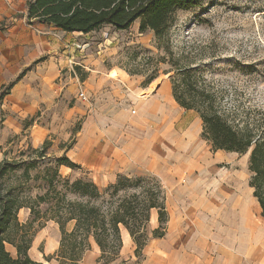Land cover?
<instances>
[{"label": "rangeland", "instance_id": "obj_1", "mask_svg": "<svg viewBox=\"0 0 264 264\" xmlns=\"http://www.w3.org/2000/svg\"><path fill=\"white\" fill-rule=\"evenodd\" d=\"M13 1V13L0 18V41L17 43L21 62L31 63L29 69L56 62L63 67L61 72L65 73L69 72L72 64L80 81L88 86L90 100H79L76 81L72 92L64 97V105L48 112L41 107L28 116L20 115L18 120L21 128L7 138L1 132V120L16 115L0 105V160L18 157L20 151L26 150L30 145L40 147L46 140L51 141L48 149L50 158L67 154L66 146L77 140L83 125L92 117L90 110H95L98 100L106 95L105 91L102 94L96 91L101 88L102 78H112L115 87L120 89L111 90L114 93L104 99L109 101L115 113L124 108L135 114L136 93H139L138 98H146L147 95L144 94L149 95L157 83L170 80L176 66L196 69L198 77L205 82L204 86L217 96L232 119L241 123L261 124L264 128V0H201L191 8L179 9L175 23L162 37H157L151 30L140 32L138 21L124 30L107 25L89 33L64 32L36 21L30 22L26 15L28 0ZM3 2L8 3L7 0ZM69 74L76 77L74 72ZM151 75H155L156 79L150 90L145 91L150 84L146 80ZM8 85L0 86V94ZM108 86L112 88V83ZM103 87H106L105 81ZM194 116H198L194 111L185 112L181 125L191 122ZM26 121L31 123L25 128ZM193 154L204 161L199 163L201 168L199 164L191 170L181 167L184 175L182 181L187 180L190 174L193 179L211 172L222 176L223 178H219L223 182L222 186L228 189L250 186V150L246 153L214 151L210 142L199 135L191 155ZM170 167L169 170L173 171L174 167ZM86 169L59 167L63 177L72 180L87 178L96 182L101 190L105 189L108 181L106 176L99 170ZM196 169L201 171L195 172ZM163 173L160 170L155 172L137 169L127 175L156 178L162 183L168 197L169 189L161 177ZM231 175H239L241 180L231 183ZM33 185L35 187L31 193L35 195L40 188L37 184ZM70 196L75 197L72 194ZM255 201H258L256 197ZM45 208L46 206H42L43 210ZM153 212L158 211H151L147 226L148 241L158 224L152 218ZM19 218L22 222L31 220L30 210L21 209ZM33 228L34 237L29 250L31 258L45 264H58L54 257L61 239L58 223L40 219L33 223ZM124 228L121 226L122 235ZM92 241L93 239L91 249L84 253L79 264H103L98 261L100 249H93ZM8 249L16 255L12 245L8 244ZM126 249L129 254H135L134 245H126ZM143 251L144 249L140 255L135 256L142 259ZM118 264H125V260Z\"/></svg>", "mask_w": 264, "mask_h": 264}, {"label": "trees", "instance_id": "obj_2", "mask_svg": "<svg viewBox=\"0 0 264 264\" xmlns=\"http://www.w3.org/2000/svg\"><path fill=\"white\" fill-rule=\"evenodd\" d=\"M201 0H28L27 18L65 32L89 33L104 26L129 29L139 22V31L151 30L162 37L176 21L179 9H188ZM22 72L17 80L21 79ZM156 79L147 78V84ZM175 100L202 120V138L212 149L246 153L250 150V186L264 217V128L261 124L232 119L217 96L198 77L196 69L176 66L170 77ZM16 82V81H15ZM15 82L0 94V103ZM3 120V119H2ZM31 122L26 121V128ZM74 144V143H73ZM73 144L67 145L69 150ZM50 140L40 147L29 146L15 158L0 160V264H45L29 255L34 237L33 223L54 220L61 231L60 245L54 257L58 264H79L93 239L100 249L98 261L110 264L123 246L121 226L130 233L138 256L146 246L151 211H158L159 226L152 236L165 235L169 218L166 192L152 176L131 177L119 174L101 190L87 178L63 177L59 167L81 166L64 154L48 156ZM40 191L32 195L35 187ZM70 194L75 195L74 198ZM42 206H46L45 210ZM30 210L31 220L22 222L19 212ZM71 227L69 228V225ZM8 244L16 250L13 255Z\"/></svg>", "mask_w": 264, "mask_h": 264}, {"label": "crops", "instance_id": "obj_3", "mask_svg": "<svg viewBox=\"0 0 264 264\" xmlns=\"http://www.w3.org/2000/svg\"><path fill=\"white\" fill-rule=\"evenodd\" d=\"M7 2L0 1V18L13 13L14 1ZM16 46L12 41H0V86L16 81L0 103L16 115L1 120L5 138L21 128L20 115L28 116L41 107L48 112L64 105V97L72 92L76 81L77 96L80 88L86 92L88 88L71 64L69 72L76 77L67 71L62 73L63 67L56 62L29 69L31 63L21 62ZM101 82L96 91L111 96L114 93L111 90L117 88L115 81L102 78ZM111 83L112 88L108 86ZM152 83L145 91L150 90ZM138 94L135 114L124 108L115 113L109 101L101 97L96 109L90 110L91 119L67 150L71 160L83 169L101 171L108 179L107 185L119 174L127 175L137 169L164 172L161 177L169 189L165 235L152 236L144 247L143 258L139 259L126 249V245H134L135 251L136 246L128 230L122 229L123 247L113 264L123 259L125 264H264V217L252 187L228 189L219 179L223 177L211 172L193 179L189 173L187 180H181L184 178L181 167L191 170L204 161L191 155L203 129L199 115L181 125L183 114L192 111L175 100L169 79L157 83L146 98H138ZM170 165L173 171L169 170ZM198 166L201 168V164ZM229 178L231 183L241 180L239 175ZM152 218L158 223L155 228L158 227V213L153 212ZM92 248L99 249L94 240Z\"/></svg>", "mask_w": 264, "mask_h": 264}, {"label": "built area", "instance_id": "obj_4", "mask_svg": "<svg viewBox=\"0 0 264 264\" xmlns=\"http://www.w3.org/2000/svg\"><path fill=\"white\" fill-rule=\"evenodd\" d=\"M72 67H73V65H72ZM73 69H74V67H73ZM78 97L83 102H89V100H90V97L88 96L87 92L83 88L79 89Z\"/></svg>", "mask_w": 264, "mask_h": 264}, {"label": "bare ground", "instance_id": "obj_5", "mask_svg": "<svg viewBox=\"0 0 264 264\" xmlns=\"http://www.w3.org/2000/svg\"><path fill=\"white\" fill-rule=\"evenodd\" d=\"M146 95L148 96V94H144V96H146ZM147 96H146V97H147Z\"/></svg>", "mask_w": 264, "mask_h": 264}]
</instances>
